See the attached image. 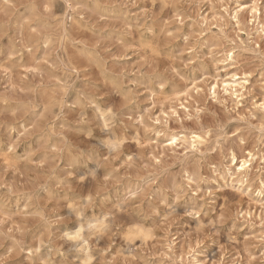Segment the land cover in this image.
Listing matches in <instances>:
<instances>
[{
	"label": "rangeland",
	"instance_id": "rangeland-1",
	"mask_svg": "<svg viewBox=\"0 0 264 264\" xmlns=\"http://www.w3.org/2000/svg\"><path fill=\"white\" fill-rule=\"evenodd\" d=\"M0 264H264V0H0Z\"/></svg>",
	"mask_w": 264,
	"mask_h": 264
},
{
	"label": "bare ground",
	"instance_id": "bare-ground-1",
	"mask_svg": "<svg viewBox=\"0 0 264 264\" xmlns=\"http://www.w3.org/2000/svg\"><path fill=\"white\" fill-rule=\"evenodd\" d=\"M240 6H241V5H240ZM241 8H242V6H241ZM199 139H200L199 136H196V137H195V141H199ZM247 164H248V161H243V162H242V165L239 167V170H238V172H239L240 174H246V172H247V170H248ZM70 235H76L77 237H81V235H82L81 227H79V228L76 230V232H74L73 234L70 233V234H68L67 236L69 237ZM84 243H85V240L82 239L80 244H84ZM76 245H77V243H76ZM39 248H40V246H39ZM35 249H36V248H35Z\"/></svg>",
	"mask_w": 264,
	"mask_h": 264
}]
</instances>
